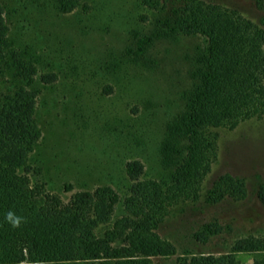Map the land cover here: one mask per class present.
<instances>
[{
    "label": "rangeland",
    "instance_id": "374dc122",
    "mask_svg": "<svg viewBox=\"0 0 264 264\" xmlns=\"http://www.w3.org/2000/svg\"><path fill=\"white\" fill-rule=\"evenodd\" d=\"M185 1L160 0V8L150 10L142 0H81L73 12L62 14L56 0H0L9 50L37 68L30 88L36 93L40 138L27 156L33 184H43L64 201L105 186L123 197L130 184L125 165L133 160L143 165V179H168L173 167L162 164L160 153L166 128L183 111L205 50L200 36L163 35L165 20ZM200 1L264 23V2ZM47 73L56 81L40 82ZM213 131L217 157L199 198L171 206L156 229L176 254L152 258L153 264L220 256L239 239L264 237V203L258 195L264 188V116ZM178 148L181 157L185 143ZM225 174L245 181L246 197L204 203L212 183ZM213 222L221 233L196 241L195 233ZM234 257L237 264H249L257 255Z\"/></svg>",
    "mask_w": 264,
    "mask_h": 264
},
{
    "label": "trees",
    "instance_id": "16d2710c",
    "mask_svg": "<svg viewBox=\"0 0 264 264\" xmlns=\"http://www.w3.org/2000/svg\"><path fill=\"white\" fill-rule=\"evenodd\" d=\"M80 1L56 0V9L71 13ZM142 4L160 8V0ZM164 29L163 35H197L205 42L196 83L183 111L168 123L161 146L162 164L173 167L168 179H143V165L133 160L125 165L130 184L123 197L105 186L75 192L64 201L29 177L27 156L40 138L36 93L30 88L37 68L9 50L0 5V264H153L152 258L176 254L156 229L171 206L199 198L217 157L213 130H233L264 116V23L223 6L187 0L170 13ZM55 81L53 73L40 76L43 84ZM182 142L185 153L180 157ZM246 194L243 179L225 174L212 183L204 203L239 201ZM258 195L264 203V188ZM9 211L23 218L19 227L5 221ZM221 231L216 222L204 224L194 239L204 243ZM236 253L256 254L249 264H264V237L242 238L228 254L192 257L182 264H237Z\"/></svg>",
    "mask_w": 264,
    "mask_h": 264
},
{
    "label": "clouds",
    "instance_id": "9594fccd",
    "mask_svg": "<svg viewBox=\"0 0 264 264\" xmlns=\"http://www.w3.org/2000/svg\"><path fill=\"white\" fill-rule=\"evenodd\" d=\"M5 221L9 223L13 228H17L21 225L23 218L16 216L13 212L9 211L5 216Z\"/></svg>",
    "mask_w": 264,
    "mask_h": 264
}]
</instances>
